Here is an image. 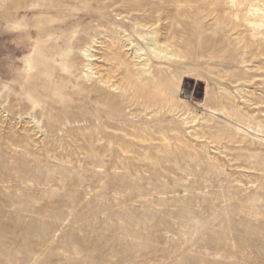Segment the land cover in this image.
<instances>
[{"label": "rangeland", "instance_id": "1", "mask_svg": "<svg viewBox=\"0 0 264 264\" xmlns=\"http://www.w3.org/2000/svg\"><path fill=\"white\" fill-rule=\"evenodd\" d=\"M0 264H264V0H0Z\"/></svg>", "mask_w": 264, "mask_h": 264}, {"label": "bare ground", "instance_id": "2", "mask_svg": "<svg viewBox=\"0 0 264 264\" xmlns=\"http://www.w3.org/2000/svg\"><path fill=\"white\" fill-rule=\"evenodd\" d=\"M55 12L56 13H52V14H54L56 19L53 21H48V24L45 25V28L43 29V31L45 32L46 35H43V37L49 36V35L53 36L54 37V43L56 44V48H57L56 50H59L61 48V45L65 42V36L64 37H63V35L60 36V34L65 33V29L67 28V25H66V22L64 21V19L62 18L63 16L60 13L62 11L58 9ZM250 24L252 26H255L254 22H252ZM100 25H102V24H100ZM158 35L159 34L157 32H155V34H152V37L150 38V40L152 42H154L155 44H157V46H159L158 49L161 52L168 51L170 45L168 43H165L162 40L158 39ZM113 45H114V47L113 46L108 47L109 53H108V55H106V57L110 60L109 56L110 57L115 56L116 58H120V60L122 61L121 55H119L120 53H118L117 50L115 49L117 46L116 42H114ZM88 57H90V56L88 55ZM122 63L125 64L124 61H122ZM38 69H39V64H37L36 60L33 57L32 58L30 57L27 60L26 65H25L26 72L28 74H34V73L38 72ZM90 73H92L91 74L92 77L97 76V78L100 80V83H102L103 85H108L112 82V77L109 74H108V76H104L100 72H97V73L90 72ZM130 75L128 76V82L130 83L131 86H134L135 81L137 80L136 79L137 76L133 75V74H130ZM173 87L174 86H165V90L163 91L165 93L164 101L167 103V105L171 106L172 108L175 107L177 109H180L183 112V115L187 116V118H189L191 116L194 118H197L199 115H201V114L203 115L204 113L207 112V109L205 106L202 107L201 105H198L195 102V97L193 96L192 92H189L188 95L185 96V98H181L180 87H176L175 90L173 89ZM137 90H138V88H137ZM135 93H136V90H135ZM144 93H142V95H144ZM159 94H161V93H159ZM140 96H141V94H140ZM145 96H147V95L141 96V99H142V97H145ZM137 99H140V97L138 96ZM143 100H144V98H143ZM154 105H156V104H154Z\"/></svg>", "mask_w": 264, "mask_h": 264}]
</instances>
